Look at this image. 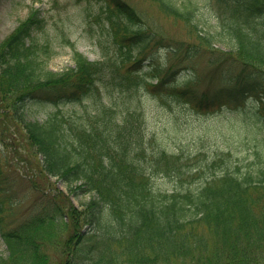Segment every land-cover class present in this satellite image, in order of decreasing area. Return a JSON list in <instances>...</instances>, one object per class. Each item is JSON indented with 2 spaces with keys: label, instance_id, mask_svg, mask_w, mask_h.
<instances>
[{
  "label": "trees",
  "instance_id": "trees-1",
  "mask_svg": "<svg viewBox=\"0 0 264 264\" xmlns=\"http://www.w3.org/2000/svg\"><path fill=\"white\" fill-rule=\"evenodd\" d=\"M149 1L182 21L197 45H228L243 65L239 77L207 95L161 75L164 63L152 52L158 36L125 0L103 8L109 51L90 59L74 48V65L53 70L45 58L51 46L33 33L47 18L32 6L0 42V141L6 128L15 141L18 132L30 160L36 157V173L61 179L75 195L93 196L78 208L55 188L30 216L10 223L14 177L0 149V235L8 251L0 264H264V158L258 154L243 171L233 153L190 165L181 163L190 154L170 152L154 136L160 148L147 155L138 99L141 89L154 86L161 102L178 97L209 110L257 88L264 71V0H214L210 16L192 0ZM48 105L55 108L44 109ZM7 116L15 122L5 125ZM216 163L223 170L206 175ZM196 168L202 179L195 187L186 173ZM160 172L175 178L171 189L156 187ZM91 222L94 228L85 230Z\"/></svg>",
  "mask_w": 264,
  "mask_h": 264
},
{
  "label": "rangeland",
  "instance_id": "rangeland-1",
  "mask_svg": "<svg viewBox=\"0 0 264 264\" xmlns=\"http://www.w3.org/2000/svg\"><path fill=\"white\" fill-rule=\"evenodd\" d=\"M125 1L137 10L141 21L158 36L156 40L159 45L152 52L157 63H164L161 75L166 77L171 74L177 81H184L182 83L207 95L216 93L231 78L239 77L243 65L229 52L228 45L216 42L199 46L195 37L188 35L182 21L166 17L155 3L149 0ZM192 2L207 16L216 11L214 0ZM107 3L109 0H0V42L28 15L32 6H36L46 16L47 24L43 30L33 33L38 42L51 46L50 55L45 54L49 68L60 71L74 65V48L91 59L100 58L112 47L101 29V24L106 22L103 8H106ZM172 45L176 51L172 50ZM147 61L142 66L148 65ZM249 69L255 68L248 66ZM257 76H260L257 88L241 92L239 99L221 101L209 110H199L194 104L178 97H171L166 103L161 102L158 100L159 94L155 96L159 89L154 86L141 89L138 99L142 104L141 109H144L141 129L146 137L144 147L147 155L160 148L154 141V136L159 145L168 151L190 154L191 157L181 159V163L190 165L196 164L198 157L206 160V164L214 158L218 159L219 155L233 153V157L241 161L243 171L247 165L257 161L258 154L264 158V148L261 146L264 137V71ZM156 82L155 79L154 83ZM117 96L120 99L126 98L122 93ZM46 107L44 109L55 108L54 105ZM44 109L37 111L40 119L43 118ZM6 120L9 123L13 121L7 116L5 125H8ZM2 136L5 140L0 141V149L7 156L6 161L11 163L9 172L14 177L13 197L16 203L12 206L10 223L30 216L35 211L37 202L47 200L48 193L55 188L62 190L78 208L81 203L91 199L93 195L89 192L75 195L69 192L67 184L61 179L47 173H36V157L31 156L30 160L29 151L19 140L18 132L16 141L8 128ZM217 163L215 167L207 168L208 172L205 174L220 173L224 167ZM197 171L196 168L186 173L187 180L191 181H186L188 185H200L202 178L200 179V173L195 174ZM157 176V188L169 190L174 186L175 178L163 176L162 172ZM32 181L38 186V190ZM59 198L63 205L69 204L68 199L61 196ZM90 228H94L92 222L87 223L84 229ZM7 254V246L0 235V256ZM91 254L95 257L93 250Z\"/></svg>",
  "mask_w": 264,
  "mask_h": 264
}]
</instances>
